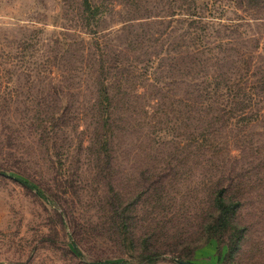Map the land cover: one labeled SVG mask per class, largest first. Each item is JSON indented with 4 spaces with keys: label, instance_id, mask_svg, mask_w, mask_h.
Segmentation results:
<instances>
[{
    "label": "rangeland",
    "instance_id": "rangeland-1",
    "mask_svg": "<svg viewBox=\"0 0 264 264\" xmlns=\"http://www.w3.org/2000/svg\"><path fill=\"white\" fill-rule=\"evenodd\" d=\"M178 258L264 264V0H0V264Z\"/></svg>",
    "mask_w": 264,
    "mask_h": 264
},
{
    "label": "trees",
    "instance_id": "trees-1",
    "mask_svg": "<svg viewBox=\"0 0 264 264\" xmlns=\"http://www.w3.org/2000/svg\"><path fill=\"white\" fill-rule=\"evenodd\" d=\"M86 2H89V0H86ZM90 4H91V0H90ZM226 192H227V187L225 185H221L218 189L213 190V192H212L213 194H212V197L210 199L211 202L209 205V207L212 206L214 209L219 211V213L222 215V216L220 215V217L218 215H216L217 216L216 221L220 222L221 225L222 224L224 225L225 224L224 222L226 221L225 218H228L227 214H225V213L230 211L232 208H233V210L237 209L238 204H239L238 201H235V205L229 206L226 203V199L228 197ZM113 201H115V200H113ZM117 210L119 211V220H121V223H123L124 217L122 215V211L119 209V207L117 208ZM178 260H183V259L178 258ZM97 261H104V260H95V262H93V263L97 264L96 263ZM112 264H126V262L118 261V262H113Z\"/></svg>",
    "mask_w": 264,
    "mask_h": 264
},
{
    "label": "water",
    "instance_id": "water-1",
    "mask_svg": "<svg viewBox=\"0 0 264 264\" xmlns=\"http://www.w3.org/2000/svg\"><path fill=\"white\" fill-rule=\"evenodd\" d=\"M12 177H15V176H13V175H11ZM16 179L17 180H19V181H22V182H26L25 180H23L22 178H19V177H16ZM26 184H28L29 186H33V185H31L30 183H28V182H26ZM74 245H75V247L79 250V252H80V254H82V251H81V249L78 247V245L74 242ZM179 261V263H181V264H197V263H194V262H191V261H189V260H178ZM97 264H112L111 262H108V261H97L96 262Z\"/></svg>",
    "mask_w": 264,
    "mask_h": 264
}]
</instances>
